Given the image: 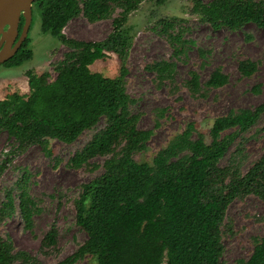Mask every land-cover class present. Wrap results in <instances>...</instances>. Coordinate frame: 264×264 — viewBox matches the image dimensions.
I'll list each match as a JSON object with an SVG mask.
<instances>
[{
  "label": "trees",
  "instance_id": "obj_1",
  "mask_svg": "<svg viewBox=\"0 0 264 264\" xmlns=\"http://www.w3.org/2000/svg\"><path fill=\"white\" fill-rule=\"evenodd\" d=\"M143 1L35 0L41 32L55 37L67 50L53 66V79L47 71H28L27 93L12 92L0 99V132L11 137L16 149L37 143L50 153L47 138L70 144L90 131L68 162L74 168L95 167L91 159L103 158L102 172L81 183L73 200L74 223L86 237L55 264H75L87 256L93 262L85 264H224L222 225L227 206L250 194L264 199V150L245 171L241 169L243 133L264 114V101L215 117L207 135L189 122L151 162L135 159V153L146 150L152 134L151 129L138 127L139 113L132 110L136 99L125 86L132 28L127 20ZM150 1L162 5L166 0ZM191 4L198 21L214 30H238L252 23L264 31V0H191ZM78 15L89 22L111 18V29L100 40L66 36L64 26ZM22 24L21 16L19 31ZM156 24L171 57L148 62L144 69L153 74L156 87L169 86L175 82L176 60L186 55L194 41L187 36L190 27L183 18L161 16ZM27 38L4 66H19L31 58ZM108 52L119 61L115 77L89 68ZM199 54L204 51L199 49ZM256 68L250 59L237 63L244 76ZM227 81L220 67L203 81L190 69L184 86L190 95L204 96ZM228 152L227 162L221 164ZM29 179L30 172L24 169L12 186L3 189L0 221L17 210L24 227H32L39 207L28 190ZM57 233L52 223L40 249L54 246ZM0 264L42 263L28 251L16 250L7 236L0 237ZM234 264H264V235L254 238L247 259Z\"/></svg>",
  "mask_w": 264,
  "mask_h": 264
},
{
  "label": "rangeland",
  "instance_id": "obj_2",
  "mask_svg": "<svg viewBox=\"0 0 264 264\" xmlns=\"http://www.w3.org/2000/svg\"><path fill=\"white\" fill-rule=\"evenodd\" d=\"M191 0H166L162 5L153 1H143L139 8L130 13L127 24L131 25V40L126 61L127 92L136 99L132 110L139 113L138 127L151 129L147 148L135 153L138 161L151 162L155 153L164 147L187 123L206 135L215 117L230 109L253 108L264 101V31L252 23L242 29H212L199 22L191 12ZM117 14V9L112 16ZM161 16L179 17L189 25L187 36L194 42L185 56L176 60L175 82L171 85L156 87L153 74L146 71V63L169 59L171 48L158 32L156 19ZM111 29V18L89 22L82 15L72 18L63 28V33L75 39L100 40ZM28 37V38H27ZM32 56L19 66L0 65V99L12 92L27 93V72H49L50 79L55 76L54 64L59 61L67 48L55 37L41 32L40 10L32 4L31 22L25 39ZM199 49L204 51L199 54ZM250 59L257 64L249 76L241 75L237 63ZM228 75V81L211 88L204 96H192L184 86L188 70L194 69L203 81L215 68ZM93 72L115 77L119 72V61L115 53L95 60L90 66ZM258 87V91L254 90ZM101 126V122L99 124ZM90 131L82 132L70 143L47 138L44 152L40 144H29L22 150L5 131L0 132V199L3 189L12 186L26 169L30 172L28 190L38 199L39 210L34 214L33 225L26 229L17 210L0 221V237L9 236L16 250H26L42 264H55L84 241L85 232L74 223L73 200L77 197L79 186L102 172V157H96L92 164L74 168L69 158L79 150L90 137ZM245 171L264 150V114L243 133ZM233 150L230 146L229 152ZM229 152L221 159L225 164ZM17 204V198H15ZM57 228L54 246L40 249V240L50 225ZM264 235V199L254 195L234 199L227 206L222 225L224 264H234L237 259H247L253 249L254 238ZM93 262L89 256L75 264Z\"/></svg>",
  "mask_w": 264,
  "mask_h": 264
},
{
  "label": "water",
  "instance_id": "obj_3",
  "mask_svg": "<svg viewBox=\"0 0 264 264\" xmlns=\"http://www.w3.org/2000/svg\"><path fill=\"white\" fill-rule=\"evenodd\" d=\"M35 0H0V65L8 60L25 38ZM23 24L19 31L20 17Z\"/></svg>",
  "mask_w": 264,
  "mask_h": 264
},
{
  "label": "flooded vegetation",
  "instance_id": "obj_4",
  "mask_svg": "<svg viewBox=\"0 0 264 264\" xmlns=\"http://www.w3.org/2000/svg\"><path fill=\"white\" fill-rule=\"evenodd\" d=\"M21 46V45H20ZM3 64V63H2ZM1 169V168H0Z\"/></svg>",
  "mask_w": 264,
  "mask_h": 264
}]
</instances>
